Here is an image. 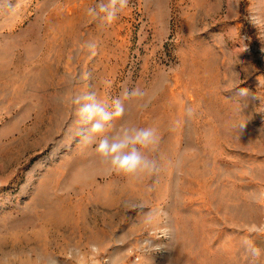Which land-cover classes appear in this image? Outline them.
<instances>
[{
    "label": "rangeland",
    "instance_id": "obj_1",
    "mask_svg": "<svg viewBox=\"0 0 264 264\" xmlns=\"http://www.w3.org/2000/svg\"><path fill=\"white\" fill-rule=\"evenodd\" d=\"M93 3L0 0V262L264 264V0ZM137 86L104 135L154 127L156 169L117 174L71 97Z\"/></svg>",
    "mask_w": 264,
    "mask_h": 264
},
{
    "label": "clouds",
    "instance_id": "obj_2",
    "mask_svg": "<svg viewBox=\"0 0 264 264\" xmlns=\"http://www.w3.org/2000/svg\"><path fill=\"white\" fill-rule=\"evenodd\" d=\"M129 0H94L86 15L103 24L111 25L119 14L128 6ZM142 101L141 107L150 102L149 94L140 87L125 89L120 95L105 100L95 92H85L71 97L76 106L75 115L85 125L83 139L95 142V151L105 161L109 170L117 174L137 175L152 172L156 161L149 158L146 151L157 143V130L154 127H135L121 125L115 134L105 136L106 129L114 127V121L124 116L125 101ZM247 245V241H245ZM253 257H259L260 249L248 245ZM2 264V262H0Z\"/></svg>",
    "mask_w": 264,
    "mask_h": 264
},
{
    "label": "built area",
    "instance_id": "obj_3",
    "mask_svg": "<svg viewBox=\"0 0 264 264\" xmlns=\"http://www.w3.org/2000/svg\"><path fill=\"white\" fill-rule=\"evenodd\" d=\"M167 231L164 228H158L156 230H150L149 231V236L144 238L141 241L142 244V250L143 251H162L161 253L164 252L163 250V245L161 243L156 242L157 241H163L162 239L166 238Z\"/></svg>",
    "mask_w": 264,
    "mask_h": 264
},
{
    "label": "crops",
    "instance_id": "obj_4",
    "mask_svg": "<svg viewBox=\"0 0 264 264\" xmlns=\"http://www.w3.org/2000/svg\"><path fill=\"white\" fill-rule=\"evenodd\" d=\"M107 255H108V257H111V256H112V252H111V253H108ZM108 259H109V258H108Z\"/></svg>",
    "mask_w": 264,
    "mask_h": 264
}]
</instances>
